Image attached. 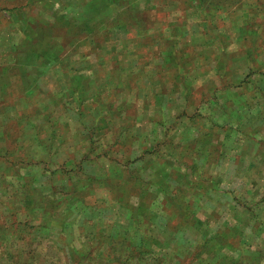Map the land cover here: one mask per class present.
<instances>
[{
    "label": "rangeland",
    "instance_id": "rangeland-1",
    "mask_svg": "<svg viewBox=\"0 0 264 264\" xmlns=\"http://www.w3.org/2000/svg\"><path fill=\"white\" fill-rule=\"evenodd\" d=\"M0 264H264V0H0Z\"/></svg>",
    "mask_w": 264,
    "mask_h": 264
},
{
    "label": "crops",
    "instance_id": "crops-1",
    "mask_svg": "<svg viewBox=\"0 0 264 264\" xmlns=\"http://www.w3.org/2000/svg\"><path fill=\"white\" fill-rule=\"evenodd\" d=\"M99 68H100V66H98ZM98 68V69H99ZM42 74H45V72L44 71H40V75H42ZM75 74H79V73H75L74 72V75ZM73 76V75H72ZM75 78V77H74ZM76 80V79H75ZM36 82H37V79H36ZM36 82L35 83H32L31 85H33V86H36ZM30 85V86H31ZM29 86V87H30ZM27 89L29 90L30 88H28L27 87ZM31 90V89H30ZM36 105V104H35ZM37 110V109H36ZM36 113H38L37 114V116H36V118H38L39 116V114H40V112L39 111H36ZM56 134H52V138L55 136ZM33 138H35L36 140H38V142H36V144H35V148H36V151H38V152H40V149H43V143H42V139L41 138H39L40 136H36V134H35V132H34V134L33 135H27V134H24V144L27 146V147H29V141L31 140V139H33ZM57 141H58V138H57ZM54 147V146H53ZM36 164L37 163H34L33 165H30L27 169H28V171H30V170H35V169H38V167L40 166V165H37L36 166ZM38 164H41V163H38ZM35 166V167H34ZM34 167V168H33ZM58 169V168H57Z\"/></svg>",
    "mask_w": 264,
    "mask_h": 264
}]
</instances>
